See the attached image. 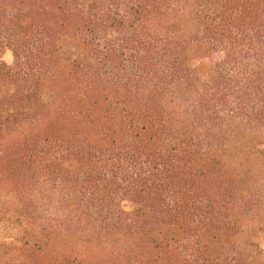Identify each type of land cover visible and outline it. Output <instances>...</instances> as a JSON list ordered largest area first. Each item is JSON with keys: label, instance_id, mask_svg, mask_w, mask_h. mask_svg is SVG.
<instances>
[{"label": "trees", "instance_id": "trees-1", "mask_svg": "<svg viewBox=\"0 0 264 264\" xmlns=\"http://www.w3.org/2000/svg\"><path fill=\"white\" fill-rule=\"evenodd\" d=\"M0 264H264V0H0Z\"/></svg>", "mask_w": 264, "mask_h": 264}, {"label": "rangeland", "instance_id": "rangeland-1", "mask_svg": "<svg viewBox=\"0 0 264 264\" xmlns=\"http://www.w3.org/2000/svg\"><path fill=\"white\" fill-rule=\"evenodd\" d=\"M4 60L6 63H10L12 61V56L10 54L5 55Z\"/></svg>", "mask_w": 264, "mask_h": 264}]
</instances>
